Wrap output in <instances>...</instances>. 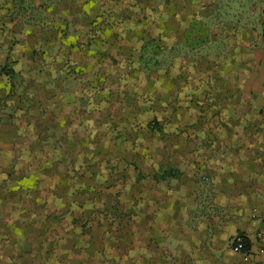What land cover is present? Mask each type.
<instances>
[{"label":"rangeland","instance_id":"obj_1","mask_svg":"<svg viewBox=\"0 0 264 264\" xmlns=\"http://www.w3.org/2000/svg\"><path fill=\"white\" fill-rule=\"evenodd\" d=\"M151 1L0 0V264H137L198 117L251 84L264 27L183 37Z\"/></svg>","mask_w":264,"mask_h":264},{"label":"crops","instance_id":"obj_2","mask_svg":"<svg viewBox=\"0 0 264 264\" xmlns=\"http://www.w3.org/2000/svg\"><path fill=\"white\" fill-rule=\"evenodd\" d=\"M165 7L171 16L180 11L183 37L203 21L233 29L264 27V0H165ZM4 9L0 34L9 25L1 18ZM0 89L1 95L8 93L3 85ZM231 89L229 100L217 103L218 111L198 117L204 132L196 151L189 142L184 150L187 178L166 196L159 192L149 213L140 215L137 264H250L231 246L236 235L264 261L255 254L264 219V57L251 84Z\"/></svg>","mask_w":264,"mask_h":264},{"label":"built area","instance_id":"obj_3","mask_svg":"<svg viewBox=\"0 0 264 264\" xmlns=\"http://www.w3.org/2000/svg\"><path fill=\"white\" fill-rule=\"evenodd\" d=\"M256 238L258 240V246L255 254L262 256L264 255V219L262 220V224L256 231ZM231 246L237 253L242 256L243 260L247 261L248 263L264 264V261H259L254 258V252H252L249 248L244 236L236 235L231 242Z\"/></svg>","mask_w":264,"mask_h":264}]
</instances>
